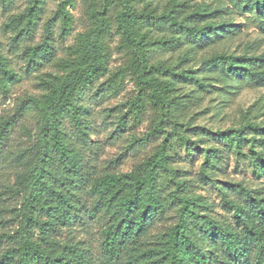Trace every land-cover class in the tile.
<instances>
[{
    "label": "trees",
    "instance_id": "obj_1",
    "mask_svg": "<svg viewBox=\"0 0 264 264\" xmlns=\"http://www.w3.org/2000/svg\"><path fill=\"white\" fill-rule=\"evenodd\" d=\"M0 1L8 7L13 0ZM75 4L59 1L40 40L23 47L27 69H54L38 77L41 93L0 117V170L3 162L14 169L2 194L17 201L5 210L9 218L0 214V264H264V191L217 179L228 155L264 178V127L247 119L250 108L225 130L206 133L195 125L208 96L225 104L226 95L244 87H264V52L237 55L228 47L241 28L233 14L264 30V0H83L85 30L56 57L53 28L59 24L60 40L70 36L68 7ZM44 5L27 0L22 12L8 16L4 26L14 42L33 37ZM112 52L122 58L114 69ZM18 79L0 53L1 93ZM127 82L133 94L119 122H146L140 141L158 144L130 171L98 174L89 102L118 97ZM29 116L36 128L29 145L3 155L15 125ZM179 149L201 154L196 181L217 189L231 221L212 216L208 201L192 191L194 182L175 169ZM85 216L104 220L99 257L63 237Z\"/></svg>",
    "mask_w": 264,
    "mask_h": 264
},
{
    "label": "rangeland",
    "instance_id": "obj_2",
    "mask_svg": "<svg viewBox=\"0 0 264 264\" xmlns=\"http://www.w3.org/2000/svg\"><path fill=\"white\" fill-rule=\"evenodd\" d=\"M61 0H45L43 20L38 24L35 34L31 39L12 40L11 31L4 26L9 15L22 12L27 6V0H13L11 5L3 7L0 1V53L7 60L9 67L18 75V82L11 86L8 94L3 95L0 91V117L12 113V110L21 98L26 96H38L41 93L38 85V77L46 72H54L49 65H44L36 69H27L25 59L22 54L24 45H33L40 40L42 25L46 18L50 17L56 9L57 3ZM191 3H213L223 1L228 5V0H189ZM73 17V30L65 40L57 38L58 26L53 28L55 33V54L56 57L63 56L64 45L72 44L74 37L85 30L86 22L84 16L83 0H76L73 8L68 7ZM227 16H225L226 18ZM234 24L241 25L240 34L233 38L229 43V50L237 55L245 52L262 53L264 52V30H261L254 22L249 20L246 15L233 14ZM248 48V49H247ZM122 63V58L115 52H112L110 60V69H114ZM133 94V85L129 82L125 84L124 90L116 98L107 100H90L89 108L92 115V132L90 143L93 150L91 158L94 165V171L98 174L104 173H126L131 168L142 161L150 154L158 141L142 142L140 138L147 131V123L133 124L127 117L126 123L121 125L119 117L126 111L121 105ZM227 103H219L220 98L216 95L208 96L202 102V105L196 109L198 116L195 125L203 128L204 131L214 133L217 130H225L235 126L240 119V112L247 111L250 108L247 119L264 127V87H244L236 95H226ZM26 126V129L25 127ZM34 120L29 116L18 122L11 134L9 141L2 149V154L15 152L26 148L29 145L30 137L35 133ZM201 133V132H200ZM197 136H191L194 141ZM206 146L213 145L210 137L203 135ZM134 139L139 141L134 142ZM202 145L198 148L201 149ZM204 147V146H203ZM202 156L198 151H186L179 149L173 154V164L175 169L192 180V191L201 195L208 201L212 207L211 215L220 217L223 220L231 221L230 213L220 202L219 193L211 184L197 183L196 177L199 167L202 163ZM0 170V214L9 218L10 214L5 210L8 207L17 204L16 198L12 200L8 195L2 194V186L12 183L13 168H10L8 162H3ZM223 172L218 174V181H242L252 189H262L264 191V178L253 176L249 171L240 166H236L233 156L228 155L224 161ZM86 206H89L90 199L86 198ZM169 220L168 223H172ZM104 220L100 218L84 217L77 221L69 230L63 232L64 238L73 237L75 241L94 256L100 255V230L103 227ZM158 224L155 229L163 226ZM167 225V223H166ZM10 228L12 226H9ZM165 227V226H164ZM5 230H9L6 227ZM157 230H154V233ZM153 235V234H152Z\"/></svg>",
    "mask_w": 264,
    "mask_h": 264
}]
</instances>
